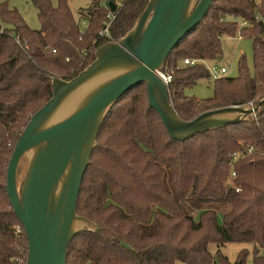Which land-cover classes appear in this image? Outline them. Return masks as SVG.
Returning a JSON list of instances; mask_svg holds the SVG:
<instances>
[{
    "label": "trees",
    "instance_id": "16d2710c",
    "mask_svg": "<svg viewBox=\"0 0 264 264\" xmlns=\"http://www.w3.org/2000/svg\"><path fill=\"white\" fill-rule=\"evenodd\" d=\"M31 1L38 29L9 0H0V264H26L28 239L10 202L7 168L31 116L53 95L51 76H77L97 47L123 36L148 3L91 0L82 9L87 27L81 31L68 0ZM106 22L108 33L102 34ZM263 28L264 0L213 1L163 68L171 74L170 98L182 120L264 98ZM238 31L252 39L253 67L242 55L238 75L214 79L211 97L187 95L200 79H210L204 61L223 56L222 38ZM185 58L199 62L185 65ZM97 139L77 211L98 229L74 237L67 264H247L250 251L252 264H264V101L244 123L179 141L150 107L142 83L118 100ZM233 153L241 156L232 165ZM228 243L240 245L234 260L222 252Z\"/></svg>",
    "mask_w": 264,
    "mask_h": 264
},
{
    "label": "water",
    "instance_id": "95a60500",
    "mask_svg": "<svg viewBox=\"0 0 264 264\" xmlns=\"http://www.w3.org/2000/svg\"><path fill=\"white\" fill-rule=\"evenodd\" d=\"M213 1L148 0L134 25L98 46L93 62L77 76H51L53 95L31 116L7 168L10 202L28 239L26 264H67L74 237L98 229L77 211L81 186L105 118L135 86L146 85L150 107L179 141L244 123L258 112L264 98L254 106L211 109L184 121L173 107L168 85L156 74L174 46L199 26Z\"/></svg>",
    "mask_w": 264,
    "mask_h": 264
},
{
    "label": "rangeland",
    "instance_id": "374dc122",
    "mask_svg": "<svg viewBox=\"0 0 264 264\" xmlns=\"http://www.w3.org/2000/svg\"><path fill=\"white\" fill-rule=\"evenodd\" d=\"M58 0H52L53 4L56 5ZM11 6L18 9L20 14L23 16L27 24L34 28H40V20L37 15V8L31 0H9ZM69 6L74 14L75 19L79 24L81 31H84L87 27V18L83 16L82 9L87 8L91 4V0H68ZM223 56L215 62L206 61L205 65H217L225 66L228 68L226 75L236 76L238 75V59L242 55H245L247 64L250 68L253 67V42L251 38H241L236 36H227L222 38ZM182 63V61H181ZM187 95L197 97L198 99H206L213 95V80L204 78L200 79L193 87L186 90ZM197 218L199 211L193 212ZM236 243H228L222 247V252L225 253L230 260L236 258L239 247ZM246 247L252 250V244H247ZM217 245L211 244L210 250L215 253ZM262 254H264V247L262 248ZM90 264V263H88ZM247 264H252V253L250 251Z\"/></svg>",
    "mask_w": 264,
    "mask_h": 264
},
{
    "label": "built area",
    "instance_id": "2783aa9c",
    "mask_svg": "<svg viewBox=\"0 0 264 264\" xmlns=\"http://www.w3.org/2000/svg\"><path fill=\"white\" fill-rule=\"evenodd\" d=\"M112 17V16H111ZM241 25L242 26H251L252 24L246 20H241ZM109 25L110 23L109 22H106V26L102 29L101 33L102 34H107L108 33V28H109ZM237 35L239 37L242 38V35L241 33L238 31L237 32ZM262 36L264 37V28H263V33H262ZM196 62H199V60L197 59H190V58H185L183 60V64L185 65H194ZM206 62V61H204ZM207 68L209 70V73H210V79L211 80H214V79H217L223 75H226V73L228 72V68L225 67V66H217V65H207ZM156 74L167 84L169 85L170 81H171V74L164 71L163 69L162 70H157L156 71ZM252 105V104H251ZM240 153H233V154H230V157H231V161H232V165L237 162V160L240 158ZM236 176V172L235 171H232L231 173V177H235ZM237 190H239V188H237ZM17 231L20 232L21 231V228L18 227L17 228Z\"/></svg>",
    "mask_w": 264,
    "mask_h": 264
},
{
    "label": "crops",
    "instance_id": "0c3cea01",
    "mask_svg": "<svg viewBox=\"0 0 264 264\" xmlns=\"http://www.w3.org/2000/svg\"><path fill=\"white\" fill-rule=\"evenodd\" d=\"M237 247H239V248H240V245H238Z\"/></svg>",
    "mask_w": 264,
    "mask_h": 264
}]
</instances>
